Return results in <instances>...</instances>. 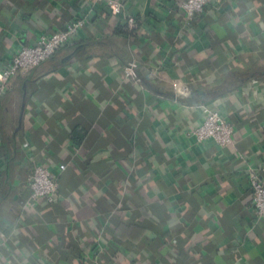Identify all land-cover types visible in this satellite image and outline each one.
Wrapping results in <instances>:
<instances>
[{
    "label": "crops",
    "instance_id": "obj_1",
    "mask_svg": "<svg viewBox=\"0 0 264 264\" xmlns=\"http://www.w3.org/2000/svg\"><path fill=\"white\" fill-rule=\"evenodd\" d=\"M121 1L0 0V71L87 19L82 44L0 97V264H264L249 186L264 179V0H213L189 25L184 0ZM204 107L231 146L196 139ZM36 167L58 176L54 203L31 200Z\"/></svg>",
    "mask_w": 264,
    "mask_h": 264
},
{
    "label": "built area",
    "instance_id": "obj_2",
    "mask_svg": "<svg viewBox=\"0 0 264 264\" xmlns=\"http://www.w3.org/2000/svg\"><path fill=\"white\" fill-rule=\"evenodd\" d=\"M213 0H184L181 4L185 21L189 25L197 17L206 12ZM96 4L109 7L114 15H123L124 6L121 0H95ZM128 27L136 24L134 17H128ZM87 29V19L76 17L70 20L65 28L52 34L40 35L37 41L31 45L23 46L11 59L5 70L0 71V97L5 94L12 79L19 75L29 74L43 62L53 57L61 48L80 42ZM123 73L127 79L136 85L142 83L137 72L138 63L132 61L125 65ZM176 91L180 95H189L191 90L187 86L176 85ZM194 136L199 142L213 141L221 147H229L233 144L234 126L221 112L203 108V116L200 124L194 130ZM28 147V144L25 145ZM60 170L66 169L65 164L59 166ZM31 200L35 202L47 201L54 203L58 197V176L45 167H36L30 180ZM249 186L253 195V206L259 216H264V179L256 172L249 175Z\"/></svg>",
    "mask_w": 264,
    "mask_h": 264
},
{
    "label": "trees",
    "instance_id": "obj_3",
    "mask_svg": "<svg viewBox=\"0 0 264 264\" xmlns=\"http://www.w3.org/2000/svg\"><path fill=\"white\" fill-rule=\"evenodd\" d=\"M77 45H79V44H82V42H80V43H76ZM76 44H74V45H76Z\"/></svg>",
    "mask_w": 264,
    "mask_h": 264
}]
</instances>
